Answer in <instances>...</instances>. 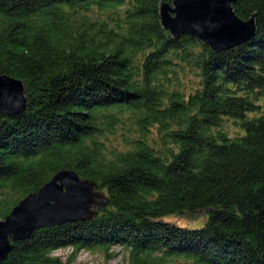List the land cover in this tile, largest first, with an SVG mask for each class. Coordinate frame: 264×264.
Instances as JSON below:
<instances>
[{
	"label": "trees",
	"instance_id": "16d2710c",
	"mask_svg": "<svg viewBox=\"0 0 264 264\" xmlns=\"http://www.w3.org/2000/svg\"><path fill=\"white\" fill-rule=\"evenodd\" d=\"M173 1L0 0V75L27 96L0 113V219L63 168L109 196L0 264L115 244L123 264H264V0L236 1L257 34L219 53L162 26Z\"/></svg>",
	"mask_w": 264,
	"mask_h": 264
},
{
	"label": "water",
	"instance_id": "95a60500",
	"mask_svg": "<svg viewBox=\"0 0 264 264\" xmlns=\"http://www.w3.org/2000/svg\"><path fill=\"white\" fill-rule=\"evenodd\" d=\"M237 0H174L161 2L162 26L175 38L197 37L213 52L240 45L257 34L255 15L245 20L234 9ZM22 80L0 75V113L16 114L26 109ZM109 196L93 179L83 178L72 168L56 172L37 191L23 197L0 219V263L14 242L28 238L44 226L74 221L98 214L96 205H107Z\"/></svg>",
	"mask_w": 264,
	"mask_h": 264
},
{
	"label": "rangeland",
	"instance_id": "374dc122",
	"mask_svg": "<svg viewBox=\"0 0 264 264\" xmlns=\"http://www.w3.org/2000/svg\"><path fill=\"white\" fill-rule=\"evenodd\" d=\"M203 211L201 212V214ZM172 218V217H171ZM180 222H190L192 224H199L201 220L200 215H178L173 217ZM112 255L108 256L105 252L99 249L90 250L81 248L76 250L73 246L60 247L52 251V254L58 255L65 264H123L129 260V252L120 244L112 245Z\"/></svg>",
	"mask_w": 264,
	"mask_h": 264
}]
</instances>
